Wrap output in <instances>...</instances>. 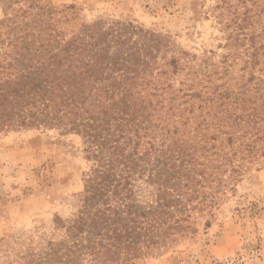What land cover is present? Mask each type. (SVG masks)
Segmentation results:
<instances>
[{
  "label": "trees",
  "instance_id": "trees-1",
  "mask_svg": "<svg viewBox=\"0 0 264 264\" xmlns=\"http://www.w3.org/2000/svg\"><path fill=\"white\" fill-rule=\"evenodd\" d=\"M0 5V133L77 134L90 166L76 215L57 223L61 239L18 264H142L192 230L195 212L237 180L236 163L264 157V25L258 34L241 24V86L165 98L147 54L116 27L71 32L70 14L43 0Z\"/></svg>",
  "mask_w": 264,
  "mask_h": 264
},
{
  "label": "rangeland",
  "instance_id": "rangeland-1",
  "mask_svg": "<svg viewBox=\"0 0 264 264\" xmlns=\"http://www.w3.org/2000/svg\"><path fill=\"white\" fill-rule=\"evenodd\" d=\"M43 2L70 14L62 27L71 32L86 25L98 26L100 34L112 27L122 31L123 40L147 54L150 77L166 89L165 98L182 97L187 89L212 96L227 84L241 86L250 73L241 24L258 34L264 25V13L252 8L255 0ZM247 11L252 18L246 20ZM236 164L237 180L211 208L195 212L192 230L142 264H264V157ZM89 168L77 134L0 133V264H18L43 239H61L57 223L76 215ZM155 193L146 185L142 197L152 201Z\"/></svg>",
  "mask_w": 264,
  "mask_h": 264
}]
</instances>
